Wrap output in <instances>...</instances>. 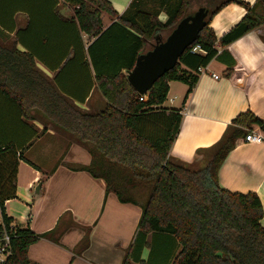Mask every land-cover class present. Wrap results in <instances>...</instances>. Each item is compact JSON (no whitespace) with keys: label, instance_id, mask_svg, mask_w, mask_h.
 Masks as SVG:
<instances>
[{"label":"trees","instance_id":"16d2710c","mask_svg":"<svg viewBox=\"0 0 264 264\" xmlns=\"http://www.w3.org/2000/svg\"><path fill=\"white\" fill-rule=\"evenodd\" d=\"M54 1H62L70 8L69 20L78 31L97 38L88 47L87 55L96 72L98 88L107 100L106 108L95 114L76 108L36 69L31 53L4 46L8 36L1 28L0 94L17 102L27 119L29 111H40L55 126L86 144L92 161L80 169L104 180L107 192L115 193L123 203H136L140 195L144 202L137 235L164 233L175 237L181 251L172 264H264V210L259 196L253 192L232 193L219 185V169L228 154L239 139L246 137L248 129L257 126L264 135V120L249 111L238 115L211 149L207 165L193 170L170 156L182 123L180 110L167 113L157 108L166 101L172 81L189 86L185 100L188 99L199 80V69L216 57L219 41L228 46L264 27V0L253 5L242 0H202V7L209 9L207 26L143 101V95L129 83L128 73L134 70L138 57L152 49H147L149 42L162 32L170 34L191 14L196 0H132L120 17L107 0ZM149 1L156 7L148 8ZM231 3L243 6L247 14L218 40L210 28L211 20ZM103 11L118 18L106 31L101 19ZM161 12L168 16L165 23L159 20ZM116 32H121L117 40L108 47L104 45ZM196 46L203 52L192 53ZM231 73L227 72L229 76ZM22 149L14 143L0 145V215L12 247L7 264H32L30 246L51 235H37L17 225L9 230L12 219L5 212V203L17 197L20 160L29 162ZM89 231L79 249L87 247ZM124 264H131L128 256Z\"/></svg>","mask_w":264,"mask_h":264},{"label":"crops","instance_id":"0c3cea01","mask_svg":"<svg viewBox=\"0 0 264 264\" xmlns=\"http://www.w3.org/2000/svg\"><path fill=\"white\" fill-rule=\"evenodd\" d=\"M107 1L119 17L132 3ZM242 1L253 5L257 0ZM156 5L148 2V8ZM71 12L62 1L0 0V28L8 36L3 44L31 53L36 69L76 108L99 113L107 100L87 55L97 38L78 31L69 20ZM246 14L243 6L231 3L213 17L210 28L220 40ZM101 19L103 31L118 22L106 11ZM159 20L165 23L167 14L161 12ZM120 33L104 45L115 42ZM216 49L188 99L189 86L172 81L166 101L157 107L167 113L180 110L182 123L170 156L193 170L207 165L211 149L238 115L249 111L264 120V27L228 46L219 41ZM249 131L261 132L257 126ZM8 143L23 148L29 162H19L17 197L6 201L5 212L17 226L37 235L51 233L30 246L32 264H124L127 256L131 264H172L180 253L181 245L172 235H137L144 201L123 203L106 191L104 180L81 170L91 164L92 156L77 136L55 126L40 111H29L27 119L17 102L0 94V145ZM219 185L232 193L257 194L264 210V140L239 139L219 169ZM261 224L264 227V216ZM88 231V245L79 249Z\"/></svg>","mask_w":264,"mask_h":264},{"label":"water","instance_id":"95a60500","mask_svg":"<svg viewBox=\"0 0 264 264\" xmlns=\"http://www.w3.org/2000/svg\"><path fill=\"white\" fill-rule=\"evenodd\" d=\"M208 15L209 9L200 7L181 20L164 41L138 57L134 70L128 73V81L140 95H147L154 84L179 63L207 26ZM40 188L38 184L35 192L39 193Z\"/></svg>","mask_w":264,"mask_h":264},{"label":"built area","instance_id":"2783aa9c","mask_svg":"<svg viewBox=\"0 0 264 264\" xmlns=\"http://www.w3.org/2000/svg\"><path fill=\"white\" fill-rule=\"evenodd\" d=\"M192 53L203 52L200 46H196L192 49ZM204 68L199 69L200 75L204 73ZM215 80L220 79V76L213 75ZM141 98V101L146 100V97ZM264 140V135L260 131H249L246 137L244 138L245 143H260ZM0 225L2 227V237L0 239V264H7L9 259L12 256V247H11V236L8 232L7 227L5 226L3 219L0 215ZM16 224L13 222L9 226V230L15 228Z\"/></svg>","mask_w":264,"mask_h":264},{"label":"rangeland","instance_id":"374dc122","mask_svg":"<svg viewBox=\"0 0 264 264\" xmlns=\"http://www.w3.org/2000/svg\"><path fill=\"white\" fill-rule=\"evenodd\" d=\"M204 6V1L202 0H196V2L193 4L192 10L190 11L191 14H194L200 7ZM169 32H162L158 37H156L153 41L148 43L147 49L153 48L155 45L160 43V41H163L167 36ZM140 195H137V199H139ZM136 197V196H135ZM141 200V199H139Z\"/></svg>","mask_w":264,"mask_h":264}]
</instances>
